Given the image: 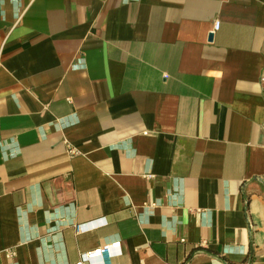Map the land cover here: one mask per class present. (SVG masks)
<instances>
[{
    "label": "crops",
    "instance_id": "obj_1",
    "mask_svg": "<svg viewBox=\"0 0 264 264\" xmlns=\"http://www.w3.org/2000/svg\"><path fill=\"white\" fill-rule=\"evenodd\" d=\"M115 240L264 264V0H0V264Z\"/></svg>",
    "mask_w": 264,
    "mask_h": 264
},
{
    "label": "built area",
    "instance_id": "obj_2",
    "mask_svg": "<svg viewBox=\"0 0 264 264\" xmlns=\"http://www.w3.org/2000/svg\"><path fill=\"white\" fill-rule=\"evenodd\" d=\"M220 24V20H215L212 33L219 29ZM94 225V223L88 222L76 224L75 227L76 231L81 233L90 230ZM121 243V240H115L83 252L76 264H93L94 260H100L101 264H112V258L121 253Z\"/></svg>",
    "mask_w": 264,
    "mask_h": 264
},
{
    "label": "water",
    "instance_id": "obj_3",
    "mask_svg": "<svg viewBox=\"0 0 264 264\" xmlns=\"http://www.w3.org/2000/svg\"><path fill=\"white\" fill-rule=\"evenodd\" d=\"M213 36V34H211V37Z\"/></svg>",
    "mask_w": 264,
    "mask_h": 264
}]
</instances>
